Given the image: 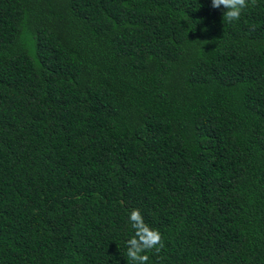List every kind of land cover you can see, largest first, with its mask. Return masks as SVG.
I'll return each instance as SVG.
<instances>
[{
    "label": "trees",
    "instance_id": "16d2710c",
    "mask_svg": "<svg viewBox=\"0 0 264 264\" xmlns=\"http://www.w3.org/2000/svg\"><path fill=\"white\" fill-rule=\"evenodd\" d=\"M0 0V264H264V0Z\"/></svg>",
    "mask_w": 264,
    "mask_h": 264
},
{
    "label": "clouds",
    "instance_id": "9594fccd",
    "mask_svg": "<svg viewBox=\"0 0 264 264\" xmlns=\"http://www.w3.org/2000/svg\"><path fill=\"white\" fill-rule=\"evenodd\" d=\"M249 0H211V7L219 9L223 6L226 11L223 13V20L229 23L240 19L242 11L248 7ZM255 5L256 0H251ZM129 222L135 230L134 236L127 240V257L133 264H147L148 255L142 254L155 249L158 253L163 248L162 236L158 230L147 225L139 211L133 209L129 214Z\"/></svg>",
    "mask_w": 264,
    "mask_h": 264
}]
</instances>
